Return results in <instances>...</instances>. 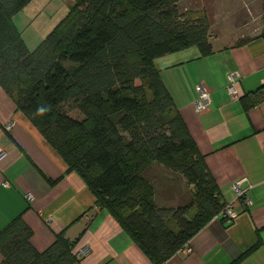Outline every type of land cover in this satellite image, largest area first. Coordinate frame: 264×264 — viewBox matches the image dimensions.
<instances>
[{"label":"trees","instance_id":"1","mask_svg":"<svg viewBox=\"0 0 264 264\" xmlns=\"http://www.w3.org/2000/svg\"><path fill=\"white\" fill-rule=\"evenodd\" d=\"M31 1L0 0V87L85 183L96 208L152 264H165L225 206L153 65L190 48L210 56L206 18L181 14L178 4L188 0H75L30 51L11 19ZM153 163L184 180L186 204H155L145 178ZM63 235L39 253L19 215L0 232V264H75L77 242Z\"/></svg>","mask_w":264,"mask_h":264},{"label":"crops","instance_id":"2","mask_svg":"<svg viewBox=\"0 0 264 264\" xmlns=\"http://www.w3.org/2000/svg\"><path fill=\"white\" fill-rule=\"evenodd\" d=\"M39 1L32 0L11 19L30 51L41 41L39 30L31 29L33 20L41 23L40 7L43 12L47 7L56 11L55 0H46L47 5ZM29 29L33 36L23 39L22 33ZM28 43L34 48L29 49ZM211 44L213 53L208 57L190 48L157 58L153 65L204 157L221 202L234 203L236 216L231 223L211 219L186 244V252L179 251L165 264H264V38L241 46ZM230 73L236 74L243 99L232 101L227 94ZM197 85L210 96L205 113L194 108ZM0 151V232L21 215L32 232V247L41 253L93 211L73 249L75 264H152L115 219L96 208L85 183L67 172L61 157L1 87ZM242 179L241 188L251 200L247 207L235 203L233 185ZM82 250L87 251L85 256H79Z\"/></svg>","mask_w":264,"mask_h":264},{"label":"rangeland","instance_id":"3","mask_svg":"<svg viewBox=\"0 0 264 264\" xmlns=\"http://www.w3.org/2000/svg\"><path fill=\"white\" fill-rule=\"evenodd\" d=\"M48 1L45 0L42 3L40 0L39 4L47 5ZM74 1L55 0L52 2L56 7L54 12L49 7L43 12L40 7L41 23L38 25L33 20L34 23L31 26L32 30H39L37 35L41 37V41L38 43H41L65 18ZM34 6H37V3H34ZM178 9L181 14L189 12L203 14L209 25L210 41L217 48L235 46L243 40H252L260 36L264 30V0H188L179 3ZM31 29L22 33L23 39L28 40L33 36ZM38 43L35 44V48ZM31 45L33 44L28 43L29 49L34 48ZM135 83L138 85L139 81ZM70 116L74 119L82 118L78 112H72ZM146 174L145 178L152 186L156 205H183L190 200V190L184 180L179 175L172 174L162 164L153 163ZM167 198H173V200L166 201Z\"/></svg>","mask_w":264,"mask_h":264},{"label":"built area","instance_id":"4","mask_svg":"<svg viewBox=\"0 0 264 264\" xmlns=\"http://www.w3.org/2000/svg\"><path fill=\"white\" fill-rule=\"evenodd\" d=\"M236 74L230 73L227 76V85L225 87L227 94L229 95L232 101H236L239 99V93L236 88ZM197 93V99L194 102V108L197 113H205L210 105V96L208 92L201 86L197 85L195 87ZM11 125L6 126V130L10 131ZM2 152L0 151V156ZM245 182L244 179L239 180L233 185V190L236 195L235 203L240 204L243 207H247L251 204V200L246 195V189L241 188L242 183ZM6 186V184H5ZM30 196H27V200H30ZM236 216L235 212V204H228L225 205L222 211L218 214L217 217L223 219L224 223H231ZM186 247H184L181 251H185ZM87 254L86 250H82L79 252V256H85Z\"/></svg>","mask_w":264,"mask_h":264},{"label":"water","instance_id":"5","mask_svg":"<svg viewBox=\"0 0 264 264\" xmlns=\"http://www.w3.org/2000/svg\"><path fill=\"white\" fill-rule=\"evenodd\" d=\"M94 215L95 212L92 211L87 215L86 220H84L83 222H77L70 228H68V230H66L63 235V240L69 242L70 244H75L85 232L87 225Z\"/></svg>","mask_w":264,"mask_h":264},{"label":"clouds","instance_id":"6","mask_svg":"<svg viewBox=\"0 0 264 264\" xmlns=\"http://www.w3.org/2000/svg\"><path fill=\"white\" fill-rule=\"evenodd\" d=\"M44 111H45V109H43V108L38 109V112H40V113H43Z\"/></svg>","mask_w":264,"mask_h":264}]
</instances>
